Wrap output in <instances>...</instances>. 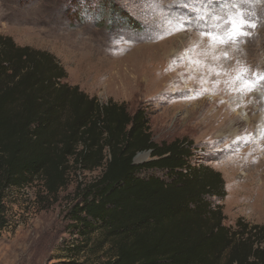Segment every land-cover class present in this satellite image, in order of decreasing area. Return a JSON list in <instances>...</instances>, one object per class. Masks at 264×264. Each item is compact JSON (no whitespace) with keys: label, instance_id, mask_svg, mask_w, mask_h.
<instances>
[{"label":"rangeland","instance_id":"rangeland-1","mask_svg":"<svg viewBox=\"0 0 264 264\" xmlns=\"http://www.w3.org/2000/svg\"><path fill=\"white\" fill-rule=\"evenodd\" d=\"M183 3L0 0V35L54 54L67 73L63 81L99 102L145 110L155 142L191 141V165H208L223 177L226 195L217 202L224 224L233 226L239 217L263 224L264 0H214L221 16L238 12L255 25L228 42L203 35L218 21H192ZM149 158L143 151L134 162ZM100 171L72 167L56 197L39 178L6 190L0 264H100L108 258L98 233L69 231L66 216L77 186Z\"/></svg>","mask_w":264,"mask_h":264},{"label":"trees","instance_id":"trees-1","mask_svg":"<svg viewBox=\"0 0 264 264\" xmlns=\"http://www.w3.org/2000/svg\"><path fill=\"white\" fill-rule=\"evenodd\" d=\"M66 76L51 52L0 35V229L9 188L39 178L56 197L72 167L101 168L66 211L69 231L97 232L111 252L100 264H264V223L224 224L223 177L191 165V141L155 142L145 110L101 103Z\"/></svg>","mask_w":264,"mask_h":264},{"label":"snow or ice","instance_id":"snow-or-ice-1","mask_svg":"<svg viewBox=\"0 0 264 264\" xmlns=\"http://www.w3.org/2000/svg\"><path fill=\"white\" fill-rule=\"evenodd\" d=\"M214 0H184L183 7L189 9L191 20L195 22L207 23L209 19H215L218 22L213 24L208 31L202 33L211 38H220L221 42L237 41L240 36L249 35L244 29L245 27H255L254 24H249L240 13H234L231 16H221L220 13L213 7ZM171 22V21H169ZM180 27L177 30H183L184 20L178 18ZM175 27V25H173ZM220 28V32L215 29ZM226 38V39H225ZM259 79H264L261 75ZM248 90H252L255 86L251 81H246Z\"/></svg>","mask_w":264,"mask_h":264},{"label":"water","instance_id":"water-1","mask_svg":"<svg viewBox=\"0 0 264 264\" xmlns=\"http://www.w3.org/2000/svg\"><path fill=\"white\" fill-rule=\"evenodd\" d=\"M150 152V151H149Z\"/></svg>","mask_w":264,"mask_h":264}]
</instances>
